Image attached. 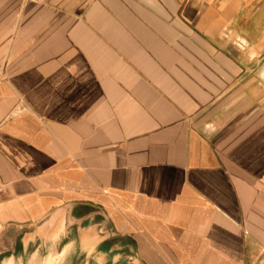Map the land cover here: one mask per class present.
<instances>
[{"label":"crops","instance_id":"crops-1","mask_svg":"<svg viewBox=\"0 0 264 264\" xmlns=\"http://www.w3.org/2000/svg\"><path fill=\"white\" fill-rule=\"evenodd\" d=\"M0 182V264H264V0H0Z\"/></svg>","mask_w":264,"mask_h":264},{"label":"rangeland","instance_id":"rangeland-1","mask_svg":"<svg viewBox=\"0 0 264 264\" xmlns=\"http://www.w3.org/2000/svg\"><path fill=\"white\" fill-rule=\"evenodd\" d=\"M56 229L53 239L48 240L45 246L43 243L39 245L40 241H44V235L41 234L40 239H37L38 244L28 247L25 254L18 256V260H15L14 262L12 260H5L3 261V264H77L76 256L66 254L59 255L56 253V243L61 242L63 235L61 222H57ZM21 251L22 250L19 249L20 253H22ZM1 261L0 257V262Z\"/></svg>","mask_w":264,"mask_h":264},{"label":"water","instance_id":"water-1","mask_svg":"<svg viewBox=\"0 0 264 264\" xmlns=\"http://www.w3.org/2000/svg\"><path fill=\"white\" fill-rule=\"evenodd\" d=\"M16 236V228L9 225L0 230V247L6 248L12 246L13 239Z\"/></svg>","mask_w":264,"mask_h":264},{"label":"built area","instance_id":"built-area-1","mask_svg":"<svg viewBox=\"0 0 264 264\" xmlns=\"http://www.w3.org/2000/svg\"><path fill=\"white\" fill-rule=\"evenodd\" d=\"M2 194H3V188H2V183L0 182V200H1Z\"/></svg>","mask_w":264,"mask_h":264}]
</instances>
